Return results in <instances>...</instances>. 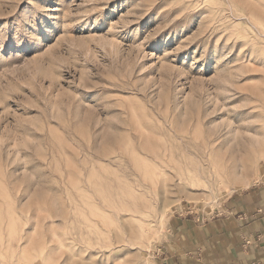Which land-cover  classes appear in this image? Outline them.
I'll list each match as a JSON object with an SVG mask.
<instances>
[{
	"label": "rangeland",
	"instance_id": "rangeland-1",
	"mask_svg": "<svg viewBox=\"0 0 264 264\" xmlns=\"http://www.w3.org/2000/svg\"><path fill=\"white\" fill-rule=\"evenodd\" d=\"M261 182L264 0H0V264H165Z\"/></svg>",
	"mask_w": 264,
	"mask_h": 264
},
{
	"label": "crops",
	"instance_id": "crops-1",
	"mask_svg": "<svg viewBox=\"0 0 264 264\" xmlns=\"http://www.w3.org/2000/svg\"><path fill=\"white\" fill-rule=\"evenodd\" d=\"M176 225L165 264H264V182L232 196L211 219Z\"/></svg>",
	"mask_w": 264,
	"mask_h": 264
},
{
	"label": "bare ground",
	"instance_id": "bare-ground-1",
	"mask_svg": "<svg viewBox=\"0 0 264 264\" xmlns=\"http://www.w3.org/2000/svg\"><path fill=\"white\" fill-rule=\"evenodd\" d=\"M211 145V144H210ZM164 149V148H163ZM169 150V149H168ZM167 150V151H168ZM166 151V150H165ZM160 153H162V152H160ZM167 153V152H166ZM163 154V153H162ZM162 154H161V156H159V157H156V161L154 162L155 163V167L156 168H158V169H161V172L160 173H162L163 175H165V176H170V174H168L167 173V171L165 170V166L164 165H167V163H168V160H167V157H166V155H164V156H162ZM146 155V154H145ZM159 155V154H158ZM156 156V155H155ZM147 157H149V155H147ZM173 157V155H172V153H170V158H172ZM169 165V164H168ZM161 174V175H162ZM179 176H182L181 175V173H179L178 174ZM166 178V177H165Z\"/></svg>",
	"mask_w": 264,
	"mask_h": 264
}]
</instances>
